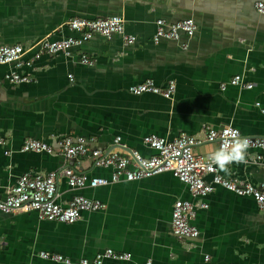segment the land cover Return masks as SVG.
<instances>
[{
    "label": "crops",
    "instance_id": "0c3cea01",
    "mask_svg": "<svg viewBox=\"0 0 264 264\" xmlns=\"http://www.w3.org/2000/svg\"><path fill=\"white\" fill-rule=\"evenodd\" d=\"M256 1L0 0V44L29 47L45 35L77 36L64 26L72 17L122 15L125 32L136 37L126 45L119 34L110 39L95 34L75 47L72 57L43 54L31 67L17 68L31 73L30 82H9L4 74L13 67L0 65V197L19 175L46 173L66 162L60 155L20 151L28 138L54 143L62 135L93 136L92 145L100 149L138 151L147 157L155 153L142 143L149 134L193 135L200 140L195 151L205 156L217 150V142L206 140L205 126L264 135V115L255 106H264V14L256 11ZM188 17L197 24L193 37L152 40L157 19L172 23ZM81 53L94 64L80 63ZM234 75L252 87L227 84L221 89ZM146 79L161 86L175 79V93L167 99L129 91ZM258 153L247 150V164H231L230 174L221 172L232 180L260 183L264 159L255 161ZM70 162L92 175L111 172L93 167L89 159ZM75 194L99 199L105 207L82 212L69 224L39 219L33 211H0V264H59L42 259L39 251L61 253L77 264L106 248L129 252L131 258L103 264H143L147 259L151 264H264V211L251 196L216 185L205 197H192L169 172L81 189L69 188L60 177L57 201L65 204ZM176 199L208 205L197 208V238L172 233L170 213ZM204 254L210 255L208 261Z\"/></svg>",
    "mask_w": 264,
    "mask_h": 264
},
{
    "label": "built area",
    "instance_id": "2783aa9c",
    "mask_svg": "<svg viewBox=\"0 0 264 264\" xmlns=\"http://www.w3.org/2000/svg\"><path fill=\"white\" fill-rule=\"evenodd\" d=\"M258 13L264 14V1L255 2ZM64 26L69 31L78 33L77 36L67 35L60 38H52L45 35L37 39L29 47L22 44H0V65H11L13 69L5 72L4 78L11 83L30 82L31 73H21L17 68L31 67L32 62L43 54L63 55L72 57L73 49L88 41L97 34L103 38L110 39L112 35L119 34L122 42L126 45L135 42L134 35L125 32V19L122 15H111L88 19L84 17L69 18ZM197 31V24L192 17L176 22H166L164 19L155 21V30L152 40L158 42L160 39L179 41L182 35L191 38ZM187 44H182L186 49ZM31 51V58H24ZM79 61L85 65H93L94 59L85 53L79 55ZM72 80V74H68ZM234 85L249 89L252 84L245 81L241 75L232 76L227 83H221V89L226 85ZM176 80L170 79L165 85H157L153 80L146 79L140 83L131 85L129 91L134 95L142 93H155L170 99L176 90ZM264 115V106L255 103ZM205 138L208 141L217 142L220 147L224 134L230 129L238 131L240 136L249 139L247 150L259 151L255 161H262L264 153V135L249 136L242 134L238 128L223 126L215 128L205 126ZM93 136L62 135L55 139L54 143L34 138L24 140L20 146L22 152L46 153L49 155H60L66 161L59 169H53L46 173L25 172L17 177L3 197H0V211L8 214H20L33 211L42 220L56 221L60 223L75 222L82 212L98 211L105 207L99 199L88 198L81 194L73 195L65 204L57 201L60 177L65 179L67 186L71 189L96 188L120 181H133L150 177L163 172H169L178 180L183 182L192 197H205L210 194L214 186L219 185L233 191L237 195L251 196L258 209L264 211V180L258 184L236 181L223 175L215 166L209 167V156L197 153L194 147L200 142L195 136L182 132L173 138H167L156 134L145 135L142 143L155 153L150 156H142L138 151L120 153L117 149L105 150L93 146ZM120 142V136L115 137V143ZM4 144L0 136V146ZM5 151L4 154H7ZM82 159H89L93 167L110 169L109 176L92 175L87 171H81L70 162L78 164ZM68 161V163H67ZM210 175L209 182L205 176ZM205 202L194 203L188 199L174 200L170 213V228L174 235L185 239H195L199 230L193 224L197 208H206ZM1 246V242H0ZM39 257L59 264H74L73 260L61 253L39 251ZM129 252H117L106 248L96 252L92 258L82 257L77 264H103L106 259L130 260ZM205 261L210 259L209 254H204ZM143 264H151L147 259ZM236 264V263H231Z\"/></svg>",
    "mask_w": 264,
    "mask_h": 264
},
{
    "label": "clouds",
    "instance_id": "9594fccd",
    "mask_svg": "<svg viewBox=\"0 0 264 264\" xmlns=\"http://www.w3.org/2000/svg\"><path fill=\"white\" fill-rule=\"evenodd\" d=\"M249 139L240 136L238 131L230 129L224 134L220 147L210 154L209 167L215 166L219 171L230 174L229 165L247 164V149L249 148Z\"/></svg>",
    "mask_w": 264,
    "mask_h": 264
},
{
    "label": "trees",
    "instance_id": "16d2710c",
    "mask_svg": "<svg viewBox=\"0 0 264 264\" xmlns=\"http://www.w3.org/2000/svg\"><path fill=\"white\" fill-rule=\"evenodd\" d=\"M56 222V221H55Z\"/></svg>",
    "mask_w": 264,
    "mask_h": 264
}]
</instances>
